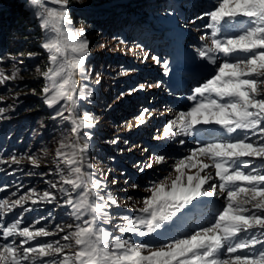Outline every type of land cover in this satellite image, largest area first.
<instances>
[{"label":"snow or ice","instance_id":"obj_1","mask_svg":"<svg viewBox=\"0 0 264 264\" xmlns=\"http://www.w3.org/2000/svg\"><path fill=\"white\" fill-rule=\"evenodd\" d=\"M49 2L55 7L47 6ZM29 3L38 9L35 15L41 28L54 34L42 44L50 62L43 73L48 81L42 89L44 103L54 109L53 119L70 123V131L77 137L74 141L60 140L55 156L64 165L57 166L59 190L66 197L63 205L72 210L78 223L67 225L71 231L60 239L45 241L41 238L56 236L65 227L57 224L53 232L34 225L22 227L19 219L9 223L3 218L14 209L32 211L24 207L29 201L33 205L52 203L57 199L52 192L40 194L30 189L19 199H0V239L11 238V242L0 244V264H264V0H215L212 10L203 14L210 18L206 24L211 29L210 43L198 48L197 53L214 67L209 69L210 77L187 97L195 103L178 112L163 130L164 137H195L198 146L174 164V178L164 177L145 189L150 195L143 199L139 215L121 217L116 230L122 235L101 226L112 224L110 210L118 202L106 192L105 182L86 171L93 167L85 157L90 133L82 130L95 124L90 113L77 115V102L86 95L82 89L77 95L76 75L88 79L85 64L89 41L83 29L71 27L70 0ZM144 58H149L147 53ZM150 58L161 63L157 56ZM163 68L167 74V61ZM18 75V70L10 75L0 71V84ZM144 87L142 84L131 91ZM4 111L0 108V114ZM145 114H150L146 108L137 117L138 125L146 122ZM28 161L39 167L34 156ZM165 162L163 155L155 160L158 165ZM11 163L21 160L13 155ZM210 168L214 175L206 171ZM192 169L196 171L189 174ZM214 180L219 183H210ZM51 187L57 188V184ZM218 194L224 201L215 218L207 226L197 222L198 230L184 233L185 224L207 203L203 198ZM174 231L183 238L169 239ZM133 235L149 239L136 242ZM16 238H20L19 243Z\"/></svg>","mask_w":264,"mask_h":264},{"label":"rangeland","instance_id":"obj_2","mask_svg":"<svg viewBox=\"0 0 264 264\" xmlns=\"http://www.w3.org/2000/svg\"><path fill=\"white\" fill-rule=\"evenodd\" d=\"M24 1H27L29 5V9L26 11L28 16L27 21H30V23L40 31L39 33L32 32V34L28 31V35H30L28 39V48L37 47V49H35L37 53L34 57L39 61H37V64L41 66L45 62L48 63L49 67V53L42 47V44L48 39L53 38L54 34L51 33L50 30L41 28L40 20L35 15L38 9L31 6L29 0ZM140 1L141 0H89V2L86 3L87 0H70L69 4L70 13L72 12V7L92 9L96 13H102L107 9H115L117 6L122 7L124 10L128 11V15L135 18L136 23L141 25L139 35H135L138 33V28H136L137 31H135L132 36L133 38H138V40L133 39L134 42H136L135 45L134 43L133 45L132 43L127 44L132 38L129 36V30H126V33L120 36L122 47L117 54L119 57H114L112 48L101 50L102 45L93 47L94 43L100 41V39H98L101 38L100 35L98 37L96 35L91 39L90 37H92V35L89 33L90 30L88 26L82 20H76L71 14L73 20L71 27L73 29H83L89 41V52L86 56L85 64L88 79H83L80 74L76 75L77 95L80 93L79 88L82 83V90L86 95L85 99L78 100L77 102V115H83L87 112L93 117L95 127L82 130L90 133V139L88 140L89 145L93 143L96 145L98 140L101 141V143L98 144L97 148L99 150H97V152L93 145L85 153L86 162L93 165L92 169H87V171L94 173V179L105 182L106 192L115 197L118 202V206H113L110 210L113 216L112 224L101 225L110 231H114V235H122L116 230V226L122 223L121 217L125 215L132 217L134 211L139 210L143 206V199L150 195L145 189L151 187L153 183L159 182L164 177L171 176L174 178L176 175L174 164L179 159L185 157L175 156L173 160L169 159V155L176 152L174 151L176 149L175 144H173L176 142L175 138H180V136L177 135L174 138L164 137L163 134L164 127L167 126L168 121L174 119L178 112L185 111L189 108H176L172 104L176 101L173 100V94L169 92L165 86L164 75L166 72L163 68V62L167 61L170 69L172 67L171 65L178 59L187 61L189 57L187 52L192 51V53L196 54L198 48L203 44L207 45L210 41L211 29L207 28L206 24L210 22V18L203 14L212 10L213 4L215 3V0H157L154 2L153 7H146V4H144L142 9H137L134 4ZM8 4V2H0V9L5 6L8 7ZM47 6L55 7V5H52L50 2ZM197 17H201V19H197ZM185 33L188 34V40L183 37ZM202 36H204L205 39L202 40ZM117 37V32H111L109 40L111 41ZM206 39L209 41L207 42ZM186 40L187 43L190 44L189 49L187 48ZM146 53L149 57L148 59L144 58ZM30 54L31 53H24L25 57L21 61L27 62L31 60ZM68 54L69 56L72 55L70 48ZM105 56H108V60H112V62H114V60L116 61V58L122 59L117 63H122V66H124V72H122L123 78L120 79L121 81H125V79L129 77L133 78L130 84H133L135 80L138 81L136 88H138L139 85H145L143 90L132 92L131 90L133 88L130 89L129 86H126L122 88V90H124L122 92H125L124 94H122V92L114 93L119 90L116 85L122 83L119 82L120 80H111V78L114 79L116 77L109 75L110 80L107 79L106 81L113 84L111 89L113 92L110 90V93H108L113 104L111 110L116 113L121 111L120 113L125 114V116L123 115L120 119L118 118L116 120L114 118L109 119L107 112L98 110L96 102L98 99L97 94L98 90L103 86L104 76L100 71H97V69L92 70L88 67V62L93 60L98 62L104 61L106 59ZM151 56L159 57L161 63H155L150 58ZM24 76L32 81L30 80L29 83H26L25 78L21 77L15 80H8L6 91L9 93L7 89L13 87L12 92L9 94V103L6 106L0 105V108L5 109V111L0 114V160L9 161V163L6 164L0 163V199H8L10 201L19 199L21 196L26 195L30 189H35L40 194L45 191H50L57 199L52 203L42 201L37 205H33L29 201L24 207L33 209L32 211L24 212L22 209H14L4 216L3 219L9 223L19 219L22 221V227L34 225L37 228L45 227L53 232L56 231L57 224L65 227V231L58 233L56 236L41 238L45 241H52L60 239L68 231H71V229L66 227L67 225L78 223L71 215L72 210L63 205V201L66 197L59 190L60 175L57 173V166L59 165L63 168L64 165L60 164L55 156L58 147L54 149V156L45 149V145L38 146V148L34 149L27 148L25 152L18 146L17 148L19 150L16 152L13 151L12 148L9 150L8 148H1L2 143L6 144L5 142L14 140L12 132L15 131L16 127L21 126L22 128V141L25 139L28 141L29 138L27 137H33L36 128L43 125L39 119L33 122H31V120L27 121L26 118H30L29 114L36 110L31 109L25 111L24 109L26 108V103L30 101V98H37L44 102L43 94H40L37 90H42L48 84V81H46L44 75L40 76L36 72H26ZM97 80H99V83L96 82ZM157 83H159V87H148V85H155ZM84 85H87V87L85 88ZM104 85L106 87L102 89L103 94H105L107 87H111L107 84ZM194 86L196 85L192 87L189 86L191 90L187 92V95L192 94ZM88 92H91L90 96H87ZM175 97L177 96L175 95ZM183 97L185 96L183 95ZM107 100L108 98L103 102H107ZM61 104H64V101H61ZM56 107L58 108L59 105ZM44 108L54 112V109L49 108L46 104ZM145 108L149 110L150 114H145L146 122L138 125L137 117H139L141 111ZM97 113H99V117L96 116ZM118 114L119 113L116 115ZM38 116L39 115H35L33 117L37 118ZM33 117L31 116V118ZM108 120L116 122L118 129L113 131L112 128H105L104 123ZM119 122H122L121 126ZM108 129H110V131ZM27 131L29 133H27ZM114 133L117 134L116 136L126 137V139L129 140V145L128 148L118 149L121 154L115 157L116 162L111 163L110 154H113V150L116 149V145L112 143L113 138H111ZM74 137L76 140L77 137L75 135ZM166 138L168 140H166ZM183 141H185V139H183ZM80 142L83 143V140ZM190 142L192 141H189V143ZM22 145L23 143L21 142L20 146ZM15 147L14 145V148ZM183 147L179 150L180 152H184ZM186 148L190 149L191 147L186 145ZM13 155H15L18 160H21V163H11V157ZM161 155L165 156L166 162L160 165L155 164L156 158ZM29 156H34L37 159L39 167H34L30 164L28 161ZM130 157L132 158L129 160ZM127 161H130V164ZM149 165H151V167H149ZM114 166L127 170V173L120 175V180H118L115 185H112L109 169ZM195 171V169H192L189 174H193ZM52 183H56L57 188H52ZM134 184L138 186L133 187ZM72 195L74 196L75 194L72 193ZM129 197H131V199H129ZM223 201L224 197L221 204ZM218 207H214L213 205L211 210L198 214L202 217L197 218L196 216L190 219L184 226V233L191 234L198 230L197 222H199L200 226H207L208 221L215 218L216 209ZM42 217L43 219H41ZM37 221H39V223H37ZM124 238L127 237L125 236ZM132 238L136 242H144L149 239L148 237L144 238L135 235H133ZM171 238H183V234L174 231L169 239ZM16 239L17 243H19L20 238ZM5 242H11V238L9 241L0 239V244ZM31 243L35 245L36 242L32 241ZM27 246L28 245H25V247Z\"/></svg>","mask_w":264,"mask_h":264},{"label":"trees","instance_id":"obj_3","mask_svg":"<svg viewBox=\"0 0 264 264\" xmlns=\"http://www.w3.org/2000/svg\"><path fill=\"white\" fill-rule=\"evenodd\" d=\"M92 1V0H91ZM0 2H8L9 6H5L0 9V71H3L5 75H10L12 71L18 70L19 75L18 77L25 78L26 83H29L31 79H28L24 76L26 72L32 73L36 72L40 76L43 75L44 72L48 69V63L42 64L41 66L37 64L38 59L34 58L35 54L37 53L35 49L37 47L28 48L29 36L28 31L33 33H39L40 31L38 28L33 26L30 21H27L28 16L26 11L29 9V5L27 1L24 0H0ZM87 0L86 3H88ZM147 0H142L140 3H136L137 6L142 7L144 6ZM81 4V3H80ZM72 16L75 17L76 20H82L89 28V33L92 35L91 39L94 38L96 35L97 37L100 35L101 38L99 42L94 43L93 47L101 46V50H106L108 48H112L114 57H118L117 54L119 53L122 45L120 43V38H116L113 40H109V35L112 31H116L118 29H132L134 28V19L129 17L128 15L123 16L121 14L122 7H115V9H107L104 10L102 13H96L92 9L87 8H79V7H72ZM107 15V16H106ZM124 19L127 20V23L124 24ZM120 24V25H119ZM124 25V27H123ZM31 26V28H30ZM123 27V28H122ZM122 32V31H121ZM26 46V47H25ZM25 47V48H23ZM24 53H31V60L25 62L21 61L25 55ZM108 58V56H107ZM116 60H118L116 58ZM39 62V61H38ZM117 62V61H114ZM112 61H105V63L94 62L91 61L88 65L90 69H97L100 71L104 76V84H107L111 87H107L105 94L102 93V89L106 86L103 85L100 89V96L97 99V102L102 105L101 108H109V103L103 102L106 98H110V90L112 89L113 84L106 81L107 79L110 80L109 75L115 76L116 78H111V80H120V68L116 67ZM15 65V68L13 67ZM27 76V75H26ZM32 81V80H31ZM8 86V81L4 84H0V105H6L9 100V94L12 92L11 89L9 93L6 91ZM123 84H119L118 89L122 92ZM40 94L42 90H37ZM113 92V90H111ZM30 101L26 103V110H36L29 114L30 118H26L27 121L29 120H36L39 119L42 122V126L37 127L34 134V138L30 140L31 146L33 148H38V146L45 145V149L53 155L54 149L59 146V141L62 139H66L68 141H73V133H71L70 128L71 125L67 122L62 120L61 118L57 117L53 119L54 113L44 109L45 103L38 100L37 98H30ZM110 102V99H109ZM107 103V104H106ZM35 115H39L37 118L33 117ZM65 115H67L65 113ZM31 116L33 118H31ZM118 117L120 116L117 115ZM117 117V118H118ZM115 118V117H109ZM106 123H110L113 128H115V123L111 121H107ZM63 129V131H62ZM22 128L18 130L20 133ZM54 147V148H53Z\"/></svg>","mask_w":264,"mask_h":264},{"label":"bare ground","instance_id":"obj_4","mask_svg":"<svg viewBox=\"0 0 264 264\" xmlns=\"http://www.w3.org/2000/svg\"><path fill=\"white\" fill-rule=\"evenodd\" d=\"M191 49H192V48H191ZM191 49H190V50H191ZM190 50H189V51H190ZM194 50H195V49H194ZM198 58H199V56L197 57V59H196L195 61H197V60H199V61L202 60L201 58H199V59H198ZM175 65L177 66V64H175ZM204 65H205V64H204ZM176 66H175V67H176ZM183 67L186 68V66H184V65H183ZM210 68H211V67H210ZM185 72H186V71H184V72H182V73H185ZM198 73H199V72H198ZM174 81H176V80H174ZM186 84H187V82H183V83L179 86V88L182 89ZM194 87H195V86H194ZM205 127H207V126H205ZM190 143H191L192 145L195 144L193 141L190 142ZM191 149H193V148L187 149V148H186V145L183 147V151H184V152H187V154L190 153V150H191ZM204 200H206V199H204ZM212 201H214V202L217 203V200H215V199L212 200ZM144 238H145V237H144Z\"/></svg>","mask_w":264,"mask_h":264}]
</instances>
